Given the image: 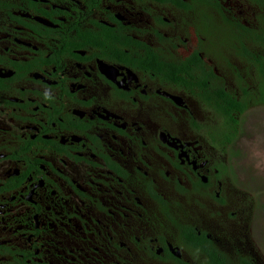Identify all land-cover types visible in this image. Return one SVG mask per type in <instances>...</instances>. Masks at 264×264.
<instances>
[{"label":"flooded vegetation","instance_id":"1","mask_svg":"<svg viewBox=\"0 0 264 264\" xmlns=\"http://www.w3.org/2000/svg\"><path fill=\"white\" fill-rule=\"evenodd\" d=\"M30 1L46 14L0 15V264H221L189 233L264 264L231 182L237 139L204 106L217 87L170 80L235 88L242 67L222 65L252 2Z\"/></svg>","mask_w":264,"mask_h":264},{"label":"trees","instance_id":"2","mask_svg":"<svg viewBox=\"0 0 264 264\" xmlns=\"http://www.w3.org/2000/svg\"><path fill=\"white\" fill-rule=\"evenodd\" d=\"M247 1L252 2V31L242 28L243 31L239 35L243 36V39L236 40V42H238L235 43L237 47L232 46L233 49H236V53H229L231 59L222 65V71H225L226 67L231 68V70L238 66L242 67L239 71H230L234 73L237 78V80H234V83H236V85L234 84L235 88L225 92L223 86H221L222 84L219 85L220 78L208 70L202 74L193 75L190 73L175 72L170 68L173 70L174 76V78H170V80L179 79L180 81H184L187 85L192 84L189 87L203 86L211 81L213 84L212 88L217 87L210 93L212 102L204 106L205 108H209L223 121L229 144H232V142H235L238 138V130L243 114L251 107H264V0ZM10 8L14 9V11L23 9V12L29 9L34 13L41 11L40 13L42 15L47 12L45 8L40 7L39 4H34L30 0H0V15L6 14ZM40 33H43L42 29ZM92 41L96 44V40L93 37ZM230 44L234 43L230 42ZM221 59L226 60L223 59V57H221ZM194 60L195 62L198 61H196L195 58ZM6 82V80L0 79V88L1 86L4 88L7 87L4 84ZM221 130H223V128ZM236 154L235 151H230L231 157L236 156ZM253 203H256V201ZM183 234L184 233H181V235ZM186 240L198 244L196 248L197 251L203 252V254L205 253L215 262L220 259L219 261L221 264H236L232 260H221V258H219L220 254L216 250V245L212 241H207L204 236L196 237L193 233H189ZM169 259L173 260L174 257L170 255ZM198 262L200 263L199 260ZM198 262H196V264H199ZM253 263L254 258H252V264ZM181 264L187 263L182 262ZM239 264H250V261L244 259Z\"/></svg>","mask_w":264,"mask_h":264},{"label":"rangeland","instance_id":"3","mask_svg":"<svg viewBox=\"0 0 264 264\" xmlns=\"http://www.w3.org/2000/svg\"><path fill=\"white\" fill-rule=\"evenodd\" d=\"M238 132L231 182L251 198L253 217L248 232L252 255L264 261V107L249 108L241 117Z\"/></svg>","mask_w":264,"mask_h":264},{"label":"water","instance_id":"4","mask_svg":"<svg viewBox=\"0 0 264 264\" xmlns=\"http://www.w3.org/2000/svg\"><path fill=\"white\" fill-rule=\"evenodd\" d=\"M39 21V20H38Z\"/></svg>","mask_w":264,"mask_h":264}]
</instances>
